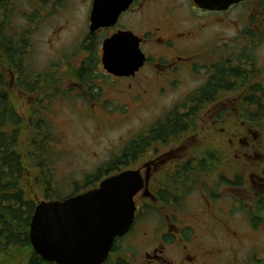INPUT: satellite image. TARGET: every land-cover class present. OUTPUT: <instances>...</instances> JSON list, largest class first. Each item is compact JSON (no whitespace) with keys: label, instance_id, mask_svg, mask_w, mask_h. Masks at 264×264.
I'll list each match as a JSON object with an SVG mask.
<instances>
[{"label":"flooded vegetation","instance_id":"af4514ba","mask_svg":"<svg viewBox=\"0 0 264 264\" xmlns=\"http://www.w3.org/2000/svg\"><path fill=\"white\" fill-rule=\"evenodd\" d=\"M94 2L80 0L87 19L78 54L63 56V68L49 75H64L59 90L78 99L90 119H98V111L111 115L119 104L143 106L152 91L160 97L188 93L116 167V174L139 170L143 187L134 196L132 225L102 264H264L263 248L246 257L243 235L232 223L241 216L247 235L264 231V0L221 9L195 0H133L113 23L91 30ZM114 37L121 39L113 44L109 70L104 46ZM135 44L141 66L115 74L121 70L114 65L128 64ZM158 121L163 125L153 135ZM168 129L183 132L167 138ZM39 260L55 264L33 251L29 229L0 227V264Z\"/></svg>","mask_w":264,"mask_h":264},{"label":"rangeland","instance_id":"374dc122","mask_svg":"<svg viewBox=\"0 0 264 264\" xmlns=\"http://www.w3.org/2000/svg\"><path fill=\"white\" fill-rule=\"evenodd\" d=\"M53 3L54 0H18L9 17L0 20V27L2 26L5 33L15 34L17 37L21 34V38L28 44L21 51L25 52L24 58L21 55L20 67V70L25 71L21 72L34 78L43 74L47 79H62L59 85H63L67 81L64 75L61 78L49 75L51 70L59 72L63 68L58 66L63 56L78 54L76 47L80 44L79 38L87 12L82 9L80 0H69L67 4L63 3L57 8L52 6ZM36 16L38 18H34ZM190 84L191 82L182 90H189ZM18 88L19 86H13L11 81L9 89L13 94ZM187 95L186 92L177 91L160 97L152 91L143 106L133 105L127 108L119 104L117 108L110 110L111 115L98 111V119H90L82 112L78 99L58 90V94L54 95L49 103L51 111L48 116L52 119H49L51 123L53 122V133L59 138L53 147L56 158L54 178L60 186L59 188L56 185L59 196L63 199L69 197L74 186H78L74 191H83L84 180L91 177L89 175L116 159L121 152L124 153V148L129 146L133 139L134 143L140 144L141 136L148 133L150 126L159 118L172 113L174 106L183 104ZM17 133L16 144L20 145L21 132L17 130ZM31 196L27 199L31 200ZM24 218L26 215L23 214ZM232 223L243 235L242 239L245 241H242V245L246 246V257L261 248L264 249V231L247 235V222L241 216ZM25 226H18L16 229H29L28 224Z\"/></svg>","mask_w":264,"mask_h":264},{"label":"trees","instance_id":"16d2710c","mask_svg":"<svg viewBox=\"0 0 264 264\" xmlns=\"http://www.w3.org/2000/svg\"><path fill=\"white\" fill-rule=\"evenodd\" d=\"M17 1L0 0V20L9 17ZM34 18H38V16ZM1 27L0 225L10 230L16 229L18 226L26 227L37 200L63 199L59 196V189H56L58 181L54 178L56 158L53 147L59 138L55 137L52 130L53 122L51 123L49 120L51 118L48 116V112L51 111L49 103L54 95L58 94L62 79L61 81H56L54 78L47 79L45 75L40 74L37 77L38 82L35 84L34 77L21 72L25 70H20L22 57L18 55H23L24 58L25 52L21 51L28 45L27 42L23 37L20 41L15 34L5 33ZM7 32L9 31L7 30ZM11 81H13V86L21 85L22 95L19 88L15 94L12 93L9 89ZM190 99L191 96L188 100ZM21 107L22 113L19 110ZM174 112L176 110L168 113L167 116H173ZM161 125L163 122L158 121L151 133L154 135L160 132ZM175 125L179 126L177 123H169L168 126L176 127ZM17 130L21 132L22 143L20 145L16 144ZM182 132L183 130L180 129H168L167 138L170 135L175 138L176 134L180 136ZM140 142V144L131 143L125 153H120V157L112 159L107 165L99 167L93 175H89L91 177L84 180L83 190L91 189L104 178L115 174L116 167L126 164L132 158L133 151H138L143 147L142 138ZM58 187L60 188L59 185ZM76 187L78 186H74L75 190ZM74 189L70 196L81 192L74 191ZM29 196L33 198L28 200ZM23 214L26 215L24 219ZM38 262L42 264L41 260Z\"/></svg>","mask_w":264,"mask_h":264},{"label":"water","instance_id":"95a60500","mask_svg":"<svg viewBox=\"0 0 264 264\" xmlns=\"http://www.w3.org/2000/svg\"><path fill=\"white\" fill-rule=\"evenodd\" d=\"M133 0H95L91 30L113 23ZM241 0H195L204 8H227ZM107 23V24H109ZM105 43V66L111 70L113 44ZM126 65H114L119 76L132 74L142 63L135 44ZM114 60V59H113ZM120 63L123 56L118 57ZM112 72V71H110ZM114 73V72H112ZM139 170H128L108 177L98 187L63 201L39 202L29 225V239L34 252L45 262L56 264H102L116 238L126 234L133 223L134 196L142 189Z\"/></svg>","mask_w":264,"mask_h":264}]
</instances>
